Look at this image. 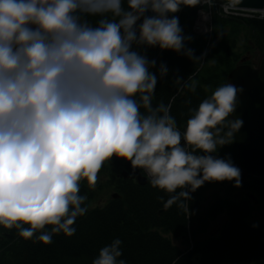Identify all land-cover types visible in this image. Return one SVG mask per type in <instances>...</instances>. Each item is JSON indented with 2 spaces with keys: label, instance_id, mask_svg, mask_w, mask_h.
<instances>
[{
  "label": "clouds",
  "instance_id": "obj_1",
  "mask_svg": "<svg viewBox=\"0 0 264 264\" xmlns=\"http://www.w3.org/2000/svg\"><path fill=\"white\" fill-rule=\"evenodd\" d=\"M201 2L0 0V226L46 245L56 234L73 236L88 211L80 182L94 188L113 156L171 194L165 208L187 210L190 192L206 182L239 186L240 169L214 153L242 127L229 121L242 89L217 87L181 132L170 104L153 107L157 64L139 51L159 47L202 60L186 48L190 37L175 15ZM158 72L166 76L167 66ZM121 245L114 239L92 264H126Z\"/></svg>",
  "mask_w": 264,
  "mask_h": 264
},
{
  "label": "trees",
  "instance_id": "obj_2",
  "mask_svg": "<svg viewBox=\"0 0 264 264\" xmlns=\"http://www.w3.org/2000/svg\"><path fill=\"white\" fill-rule=\"evenodd\" d=\"M200 6H182L175 15L183 34L190 37L185 41L186 48L202 60L193 61L183 52L159 47L139 49L157 64L153 69L158 76L153 107L161 102L170 104V114L181 132L191 110L226 84L229 70L252 49L258 51L259 75L264 79V13L225 15L212 5L210 34H202L192 28ZM88 19L95 24L99 18ZM160 64L168 69L164 77H159ZM177 77L182 79L179 83ZM186 85H194L195 91ZM220 127V134L225 135L228 121ZM228 138L221 153L214 155L232 161V137ZM124 161L115 156L105 161L94 188L86 180L80 182V194L88 197V211L77 218L73 236L56 234L53 242L46 245L25 240L16 229L0 226V264H92L99 250L117 238L122 241L120 259L126 264H193V256L198 258V264H264V222L256 225L246 219L250 211L249 193L264 202V177L241 171L239 186L234 180L225 182V194L215 191L219 182H206L190 192L187 210L178 203L165 208L171 194L153 188L148 180L140 184L124 176ZM209 188L214 190L207 198L205 192ZM234 188L242 190L239 198L231 196ZM106 191H111L106 201L95 204ZM112 193L118 196L113 197ZM222 212L225 220L213 233L210 225ZM50 228L47 226L46 230ZM166 233L183 238L186 248L173 243Z\"/></svg>",
  "mask_w": 264,
  "mask_h": 264
},
{
  "label": "water",
  "instance_id": "obj_3",
  "mask_svg": "<svg viewBox=\"0 0 264 264\" xmlns=\"http://www.w3.org/2000/svg\"><path fill=\"white\" fill-rule=\"evenodd\" d=\"M231 6L264 11V0H229ZM257 60L244 54L227 73V83L242 89L238 92L232 120H242V127L232 136V162L240 171L252 176L264 177V79L259 75ZM123 175H130L138 183L147 181L141 169L133 170L124 161ZM254 198L252 193L248 194ZM113 197L118 196L112 193Z\"/></svg>",
  "mask_w": 264,
  "mask_h": 264
},
{
  "label": "rangeland",
  "instance_id": "obj_4",
  "mask_svg": "<svg viewBox=\"0 0 264 264\" xmlns=\"http://www.w3.org/2000/svg\"><path fill=\"white\" fill-rule=\"evenodd\" d=\"M245 54H250V57L252 59H256L258 57V51L256 49H252L251 53H245ZM229 138L227 137V140ZM219 147V146H218ZM221 148L222 146L217 150V152L220 154L221 153ZM216 155V156H219ZM227 181H223V182H219V184H217V188H215V191L219 192V194H225V187H226V183ZM214 188H209L206 190L205 195L207 196V198L210 197V194L212 193V191L214 190ZM217 189V190H216ZM111 191H106L104 193H102V195L96 199V201L94 202L95 204H102L106 201L109 193ZM242 193V190L239 188H234L231 192V196L235 197V198H239L240 194ZM249 206H250V211L248 213V215L246 216V219L248 221H250L253 224L259 225L262 222H264V202H262L260 199H256V201L254 200V198L250 197L249 198ZM225 220V212L220 213L216 219L214 220V222H212V224L210 225V231H212L213 233H215L217 231V225L220 224L222 221ZM166 235L168 237L171 238L172 242L177 244L178 246H180L182 249L186 248V244L183 241V238H175L174 236H172L170 233H166ZM199 260L196 256L192 257V263L193 264H198Z\"/></svg>",
  "mask_w": 264,
  "mask_h": 264
},
{
  "label": "built area",
  "instance_id": "obj_5",
  "mask_svg": "<svg viewBox=\"0 0 264 264\" xmlns=\"http://www.w3.org/2000/svg\"><path fill=\"white\" fill-rule=\"evenodd\" d=\"M202 7L198 8L197 16L193 22L192 27L201 33L210 34L211 31V7L212 5L218 6L222 13L224 14H233V15H252L253 10L240 9L231 6L229 2H217L211 0V3L205 2L202 0ZM205 5V6H204Z\"/></svg>",
  "mask_w": 264,
  "mask_h": 264
},
{
  "label": "flooded vegetation",
  "instance_id": "obj_6",
  "mask_svg": "<svg viewBox=\"0 0 264 264\" xmlns=\"http://www.w3.org/2000/svg\"><path fill=\"white\" fill-rule=\"evenodd\" d=\"M250 55V54H249ZM250 59H252L251 57H250ZM254 60H257V58L256 59H254ZM239 61V60H238ZM258 61V60H257ZM129 176V175H128ZM256 197H254V200L256 201ZM258 200V199H257Z\"/></svg>",
  "mask_w": 264,
  "mask_h": 264
}]
</instances>
